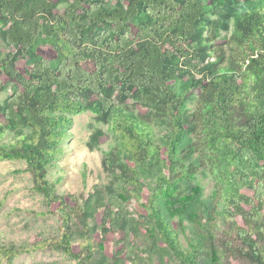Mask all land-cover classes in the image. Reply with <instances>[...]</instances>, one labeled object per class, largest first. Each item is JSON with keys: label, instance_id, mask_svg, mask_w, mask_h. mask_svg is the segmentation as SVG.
Wrapping results in <instances>:
<instances>
[{"label": "trees", "instance_id": "obj_1", "mask_svg": "<svg viewBox=\"0 0 264 264\" xmlns=\"http://www.w3.org/2000/svg\"><path fill=\"white\" fill-rule=\"evenodd\" d=\"M221 30L230 31L228 52ZM0 38L13 48L0 69L15 82L0 103V159L25 164L46 206L58 203L62 224L59 236L30 248L0 246L1 258L47 249L71 264H97L104 244L90 220L101 213L103 232L127 239L110 264H151L143 255L162 251L180 264H219L218 221L233 224L247 248L233 247L237 255L264 264V247L248 232L264 208V0H0ZM46 45L51 55L40 54ZM25 58L21 71L16 62ZM84 111L115 140L101 160L113 179L70 206L49 171L71 115ZM163 118L169 129L157 131ZM7 129L13 135L3 141ZM202 170L214 180L209 197ZM142 176L154 185L136 217L129 208ZM258 237L264 242V232Z\"/></svg>", "mask_w": 264, "mask_h": 264}, {"label": "rangeland", "instance_id": "obj_2", "mask_svg": "<svg viewBox=\"0 0 264 264\" xmlns=\"http://www.w3.org/2000/svg\"><path fill=\"white\" fill-rule=\"evenodd\" d=\"M57 8L63 11L61 5ZM230 31L221 30L219 45L222 50L228 52L223 39L229 36ZM12 47L4 45L0 38V60L7 52L12 51ZM39 52L51 55L52 48L48 45L39 47ZM213 58H211L212 60ZM19 70L29 67L27 59H19L16 62ZM84 68L92 70V64L87 61ZM0 103L12 92L15 82L8 80L2 69H0ZM196 97L199 90L191 92ZM130 108L136 112L144 113L141 107H134L131 100L127 101ZM196 99L188 101L189 111H192ZM72 122L69 133L65 141L61 143L62 152L54 159L55 165L49 171V180L56 181V191L67 205L73 206L76 203H82L89 195L93 193L96 186L103 188L113 178L109 172L102 167V153L107 151L111 144L115 142L107 124L98 120L90 111H84L71 115ZM161 127L156 130L169 129L166 118L161 120ZM0 123L3 119L0 115ZM13 135L10 129H7L2 136L3 141H9ZM97 135V142L91 137ZM194 154L193 157H196ZM164 158V154L162 155ZM197 179L203 185L204 196L209 197L215 188L213 177L207 170H202ZM264 179V176H263ZM153 180L148 177L141 179V194L137 198L131 199L130 212L138 217L139 214H145L144 205L152 194ZM240 192L253 195V191L247 188H241ZM58 203L46 206L42 194L34 191L33 181L30 173L25 171V164L17 160L0 159V246H11L14 248H30L38 244L47 237H56L62 231L60 216L55 212ZM248 210V207L245 206ZM42 212V214H40ZM101 213H95L90 220L91 225L96 229L92 233L95 241H103L104 250L97 264H110L113 256L123 247L127 241L124 233L118 230L103 232L100 223ZM176 223V221H174ZM237 223L244 226V221L239 217ZM220 229L216 234V248L219 255V264H256L249 259L239 256L233 250V247H241L246 250L245 245L241 243L236 235L233 224L224 221H218ZM264 232V208L262 216L257 225L251 224L248 231L256 239L260 247H264V242L259 239L258 232ZM228 241L231 247L224 241ZM130 242L144 244L143 239L129 238ZM164 247V245H161ZM73 248L78 250L76 240H73ZM148 263L151 264H180L171 261L167 251H162L159 259L152 255H143ZM0 264H71L63 256L47 249L36 250L31 253L7 261L0 257Z\"/></svg>", "mask_w": 264, "mask_h": 264}]
</instances>
